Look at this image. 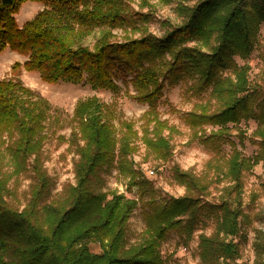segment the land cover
<instances>
[{
	"label": "trees",
	"instance_id": "1",
	"mask_svg": "<svg viewBox=\"0 0 264 264\" xmlns=\"http://www.w3.org/2000/svg\"><path fill=\"white\" fill-rule=\"evenodd\" d=\"M25 2L38 3L42 10L18 26L15 16ZM175 13L178 23H162L165 29L156 37L146 27L149 11L132 12L125 0H0V53L8 49L26 58L13 70L37 73L47 84L83 83L112 92L117 89L115 79L129 77L132 99L147 106L140 138L147 155L162 162L171 158V146L162 135L169 127L158 118L157 104L165 83L173 84L180 76L191 80L189 91L208 92L216 104L213 112L198 107L187 113L188 126L217 127L200 139L216 152L225 143L231 146L223 159L224 171L219 169L228 185L221 189L217 204L208 208L200 204L207 187L176 168L173 175L184 195L158 202L150 194L142 211L145 227L129 244L128 221L137 201L115 192L96 193L92 186L102 166L114 165L128 179V188H150L130 161L137 151L133 124L121 122L116 133L108 106L97 98L79 101L72 131L75 183L46 202L52 180L44 168L42 148L51 106L19 79L1 80L0 147L12 171L0 170V264H163L160 246L167 234L180 228L191 234L201 213L213 219L214 227L209 235L198 236L199 263L237 264L236 239L244 238L241 175L263 160L264 98L257 85H250L249 67L238 66L233 57L245 60L259 44L264 0H198L177 4ZM114 30L138 37L117 40ZM249 120L257 122L252 136L260 150L246 158L227 135L228 126H234L238 143L243 144L238 125ZM23 172L30 182L28 199L19 209L7 200L8 185ZM89 242L100 253H92ZM252 250L254 264H264V232L255 231Z\"/></svg>",
	"mask_w": 264,
	"mask_h": 264
},
{
	"label": "rangeland",
	"instance_id": "2",
	"mask_svg": "<svg viewBox=\"0 0 264 264\" xmlns=\"http://www.w3.org/2000/svg\"><path fill=\"white\" fill-rule=\"evenodd\" d=\"M128 9L132 12L144 13L149 11L151 19L146 25L148 32L156 37H160L165 29L162 23H178L175 13L176 5L184 3L191 5L198 0H125ZM146 5L145 7H143ZM42 10L38 3L25 2L20 6L15 20L18 26L32 19ZM113 34L117 40L124 37L137 38L138 34L125 33L121 30H114ZM92 37L87 41L91 45ZM25 57L17 55L8 49L0 53V81L4 79H19L22 84L37 93L51 106V111L44 124L45 142L42 148L44 157V168L47 175L52 180V187L45 199L46 202L57 198L62 188L75 183L73 175V165L77 157L74 154V143L72 141V131L75 130L73 122V111L75 105L82 100L97 98L100 102L108 106L114 119L115 131L118 133L119 124L123 121L131 122L137 131L136 147L137 151L130 157L133 168L139 170L149 181L150 188L145 190L140 187L128 188V179L124 173H120L114 165L111 167L102 166L97 172V179H93L92 188L96 193L122 194L127 199L137 201V208L131 214L128 221L126 238L129 244L135 242L138 235L143 231L144 217L142 211L146 209L150 194L159 202L168 197L178 198L184 195V187L175 181L174 169L178 168L183 172L198 177L207 187V190L200 198V204L206 208L210 204H217L222 198L221 189L227 186V181L222 180L224 171L223 159L231 152L229 143L221 146L217 152L205 146L201 142L202 137H207L211 132H215L217 127L204 126L201 130L192 129L188 126L187 113L198 107L213 112L216 107L208 92L189 91L191 80L185 76H180L174 80L173 84L165 83L161 98L158 100L157 113L161 121H165L169 127L164 130L165 136L171 146V158L167 162L155 160L152 155H147L145 147L141 143V129L143 125L142 116L147 110L146 105L137 103L132 99L134 92L128 84L129 77L119 76L115 79L117 89L112 91L93 90L86 84L71 85L65 83L47 84L40 80L39 75L34 72H25L15 69L14 64H23ZM233 62L238 66L247 65L249 67L250 85L258 88V95L264 98V25L259 28V44L247 59L233 57ZM260 98V99H261ZM257 126V122L249 120L242 121L238 129L244 135L243 144L238 143L234 126L229 125L227 139L233 142L237 149L246 158H251L258 154L260 148L256 139L252 136ZM195 132H197L195 136ZM203 135V136H202ZM264 152V150H263ZM2 147H0V170L10 174L12 167L8 159L3 158ZM221 169L222 171H219ZM152 172V175L149 174ZM29 174L23 172L13 177L8 185L10 195L7 200L17 206L23 207L28 199ZM242 193H241V232L244 238L239 241V259L237 264H254V254L252 241L255 231L264 232V154L256 166L249 171L242 172ZM213 219L207 218L205 214L198 215L194 222L192 233L188 235L182 228L171 230L160 246V256L163 264H200L197 255V242L200 234L209 235L213 230ZM92 253H100L96 244L88 245Z\"/></svg>",
	"mask_w": 264,
	"mask_h": 264
},
{
	"label": "built area",
	"instance_id": "3",
	"mask_svg": "<svg viewBox=\"0 0 264 264\" xmlns=\"http://www.w3.org/2000/svg\"><path fill=\"white\" fill-rule=\"evenodd\" d=\"M149 174H151V175H152V172H149Z\"/></svg>",
	"mask_w": 264,
	"mask_h": 264
}]
</instances>
